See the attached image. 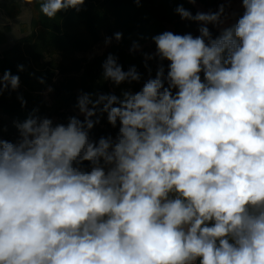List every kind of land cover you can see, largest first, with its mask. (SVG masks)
Wrapping results in <instances>:
<instances>
[{
  "label": "clouds",
  "instance_id": "clouds-1",
  "mask_svg": "<svg viewBox=\"0 0 264 264\" xmlns=\"http://www.w3.org/2000/svg\"><path fill=\"white\" fill-rule=\"evenodd\" d=\"M36 2L54 19L85 0ZM241 3L215 38L223 5H179L199 35L152 37L158 67L139 91L82 92L83 120L30 116L0 139V264H264V0ZM102 68L117 86L142 78L112 54ZM19 85L0 75V95ZM98 113L115 139H90Z\"/></svg>",
  "mask_w": 264,
  "mask_h": 264
},
{
  "label": "trees",
  "instance_id": "trees-1",
  "mask_svg": "<svg viewBox=\"0 0 264 264\" xmlns=\"http://www.w3.org/2000/svg\"><path fill=\"white\" fill-rule=\"evenodd\" d=\"M33 16L29 26V35L22 37L10 49L0 55V75L11 71L20 78L19 88H10L0 95V139L17 142L19 132L17 123L30 116L50 118L54 124H67L68 118L77 116L78 96L84 93L115 94L121 96L125 90L133 93L139 91L144 82L155 77L158 59L146 60L145 51L138 52L133 44L149 45L155 52L156 45L152 37L172 28L174 34L199 35V23L183 20L175 12L182 5L195 15L197 9L187 0H85L80 10L68 9L61 11L54 19H49L40 10V3H26ZM210 9H217L222 0H197ZM22 13L21 4L15 0H0V21L2 15L16 19ZM213 37L219 36L217 29L207 25ZM11 26L0 29V42H5L11 32ZM121 33L122 39L112 45L102 56L91 59L78 58V54H87L99 45L104 37L115 39ZM109 54L118 58V63L127 71L135 66L141 74L139 82H125L119 86L103 79L102 64ZM151 69L149 74L148 68ZM168 61H164L167 71ZM18 65L24 70L19 71ZM43 79V83H41ZM51 89V91H49ZM175 92V90H174ZM49 94V101L43 97ZM22 97L26 101L21 106ZM98 115H100L98 113ZM95 119V117H93ZM119 131V123L114 128L107 121V114L100 115V123L90 131L93 141L101 137L112 136ZM83 167L89 169V162Z\"/></svg>",
  "mask_w": 264,
  "mask_h": 264
},
{
  "label": "rangeland",
  "instance_id": "rangeland-1",
  "mask_svg": "<svg viewBox=\"0 0 264 264\" xmlns=\"http://www.w3.org/2000/svg\"><path fill=\"white\" fill-rule=\"evenodd\" d=\"M15 1L20 2L22 13L16 19H10L6 15H2L0 21V29H2L4 26L9 25L11 26L12 31L7 34L5 42H0V55L4 51L13 47V45L18 39L29 35V26L33 16L32 10L22 0ZM221 5H223L225 8L224 16H222V20L224 21V23L221 24L219 27L209 24L218 30L219 35L223 28H227L234 25L237 22L238 18L242 16L244 9L242 7L241 0H222V2L218 5L217 9L207 8L202 4L201 1H197L196 4L193 5L197 9V11L205 13L209 11H217ZM167 28L168 31L172 32V28L170 26H168ZM106 38L107 37L105 36L103 41L99 45L95 46L93 50L89 51L87 54H78V58L91 59L96 56H102L112 45L117 43L116 40H111V43L106 44ZM137 51H145L146 54L155 53L150 49L149 45H141L139 46V49H137ZM43 97L48 100L49 94L44 93ZM78 114L81 115L79 112Z\"/></svg>",
  "mask_w": 264,
  "mask_h": 264
}]
</instances>
